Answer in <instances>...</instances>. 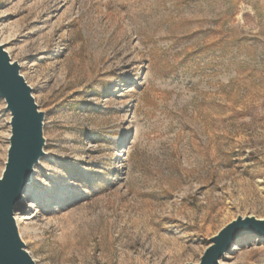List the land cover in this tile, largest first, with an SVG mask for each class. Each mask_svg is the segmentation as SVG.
I'll use <instances>...</instances> for the list:
<instances>
[{"label":"rangeland","instance_id":"1","mask_svg":"<svg viewBox=\"0 0 264 264\" xmlns=\"http://www.w3.org/2000/svg\"><path fill=\"white\" fill-rule=\"evenodd\" d=\"M0 45L44 114L14 212L35 264H198L264 220V0H0Z\"/></svg>","mask_w":264,"mask_h":264},{"label":"water","instance_id":"2","mask_svg":"<svg viewBox=\"0 0 264 264\" xmlns=\"http://www.w3.org/2000/svg\"><path fill=\"white\" fill-rule=\"evenodd\" d=\"M0 99L9 113L6 161L0 176V264H35L22 242L14 219L15 206L45 155L44 114L32 89L0 45ZM264 237V220L237 217L209 240L198 264H217L232 245L245 238ZM190 264V263H189Z\"/></svg>","mask_w":264,"mask_h":264},{"label":"bare ground","instance_id":"3","mask_svg":"<svg viewBox=\"0 0 264 264\" xmlns=\"http://www.w3.org/2000/svg\"><path fill=\"white\" fill-rule=\"evenodd\" d=\"M25 198V196L23 195L22 198H21V201H23ZM20 201V203H21ZM15 221H16V224H17V218H15ZM234 250H238V247L237 246H234V248H232L230 251H234Z\"/></svg>","mask_w":264,"mask_h":264}]
</instances>
